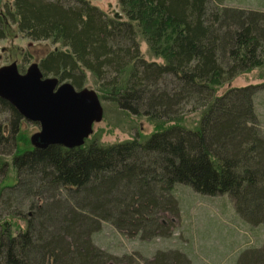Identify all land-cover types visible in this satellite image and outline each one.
Wrapping results in <instances>:
<instances>
[{"label":"trees","instance_id":"trees-1","mask_svg":"<svg viewBox=\"0 0 264 264\" xmlns=\"http://www.w3.org/2000/svg\"><path fill=\"white\" fill-rule=\"evenodd\" d=\"M226 1L119 0L125 18L90 0L5 4L25 38L60 45L41 58L44 77L80 91L90 73L100 98L156 129L112 144L21 148L25 119L0 97V264H114L95 242L103 224L143 235L159 215L178 214V185L228 194L241 218L264 225V131L255 108L261 86L218 94L264 65V10ZM140 36L163 62L145 58ZM7 37L0 15V38ZM193 112H200L198 124L184 125ZM10 165L16 182L6 184ZM244 251L250 254L236 264H264V243Z\"/></svg>","mask_w":264,"mask_h":264},{"label":"rangeland","instance_id":"rangeland-1","mask_svg":"<svg viewBox=\"0 0 264 264\" xmlns=\"http://www.w3.org/2000/svg\"><path fill=\"white\" fill-rule=\"evenodd\" d=\"M90 1L111 17L125 18L119 0ZM240 1L227 0L226 5L264 10V0ZM6 3L12 6L13 0L0 2V15L5 20L8 35L6 39L0 38V67L16 62L19 70L27 71L32 64L39 63L42 57L60 45L50 40L34 41L25 38L5 15ZM139 41L147 60L163 62L161 57L150 51L142 36ZM248 85L261 86L255 96V108L264 131V65L218 87V94L232 87ZM85 87L97 91L100 96L95 78L90 73ZM101 101L103 118L94 123L93 133L88 139L112 144L136 136L145 137L155 131L156 124L148 118L132 115L102 98ZM199 120L200 112H193L185 115L182 123L196 126ZM40 131L39 123L25 119L21 128L20 147L33 146L32 136ZM6 159L10 164L11 157ZM9 167L6 184H13L16 182V172L11 165ZM175 192L179 201L178 214L168 212L159 215V225L150 226L143 235H132L129 231L118 230L112 223L105 222L95 237L97 246L115 257L114 264H156L162 260L177 264L178 257L181 264H236L237 260L244 262L250 254L244 249L263 245L264 225H252L241 218L228 194L207 196L188 185H178ZM18 227L24 228L25 222L21 220Z\"/></svg>","mask_w":264,"mask_h":264},{"label":"water","instance_id":"water-1","mask_svg":"<svg viewBox=\"0 0 264 264\" xmlns=\"http://www.w3.org/2000/svg\"><path fill=\"white\" fill-rule=\"evenodd\" d=\"M0 97L14 104L24 119L40 124L41 131L32 136L37 148L82 146L104 114L97 91L86 87L78 91L69 82L44 77L39 63L25 73L16 62L0 67Z\"/></svg>","mask_w":264,"mask_h":264}]
</instances>
